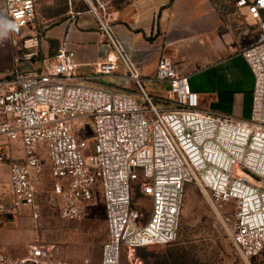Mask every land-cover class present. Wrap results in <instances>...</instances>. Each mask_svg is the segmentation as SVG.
Returning <instances> with one entry per match:
<instances>
[{
  "label": "built area",
  "instance_id": "2783aa9c",
  "mask_svg": "<svg viewBox=\"0 0 264 264\" xmlns=\"http://www.w3.org/2000/svg\"><path fill=\"white\" fill-rule=\"evenodd\" d=\"M226 1L257 26L256 41L241 52L254 81L246 121L201 111L188 76L167 57L158 59L154 80L168 86V96L148 95L94 7L112 53L90 75H77L74 52L61 48L43 57L35 33L19 34L13 66L0 80V138L18 142L23 158L8 164L11 197L0 201V225L28 208L38 228V181L47 168L63 220H80L99 191L107 233L99 264H142L137 250L172 244L190 185L206 194L243 261L263 254L264 0ZM1 2L11 30L33 28L39 1ZM120 69L141 97L90 84ZM85 126L89 135L81 134ZM6 160L0 148V165ZM135 191L149 200L147 212L133 207ZM55 251V244L38 241L24 258L0 253V264H46Z\"/></svg>",
  "mask_w": 264,
  "mask_h": 264
},
{
  "label": "crops",
  "instance_id": "0c3cea01",
  "mask_svg": "<svg viewBox=\"0 0 264 264\" xmlns=\"http://www.w3.org/2000/svg\"><path fill=\"white\" fill-rule=\"evenodd\" d=\"M103 4L104 19L111 24V31L124 54L133 59L139 77L152 86L157 85L161 95L154 97L166 98L168 86L154 80L156 65L151 57H142L141 51L149 50L155 56L174 62L178 73L188 76L190 88L198 94L201 111L241 121L249 119L254 81L241 52L256 41L258 32L255 21L245 9H236L226 0H103ZM9 28L7 22L0 21V80L13 66L12 41L19 37ZM133 30L138 32L134 35ZM140 34L153 41L139 40ZM39 39L43 57L53 56L61 48L74 52L79 76L92 74L95 63L112 53L89 10L75 16L69 14L48 26ZM122 72L120 69L117 74L100 76L90 84L128 90L131 84L129 78L121 76ZM27 215V211L21 210L11 220L18 228L14 229V240L9 241L5 249L14 258L26 257L28 247L36 243L34 234L19 235L29 231L22 227ZM76 225H71L72 244L63 255L66 261L57 246L46 264H81L77 247L84 228L79 229L78 225L74 233L72 228ZM37 237L41 243L45 242L44 229Z\"/></svg>",
  "mask_w": 264,
  "mask_h": 264
},
{
  "label": "rangeland",
  "instance_id": "374dc122",
  "mask_svg": "<svg viewBox=\"0 0 264 264\" xmlns=\"http://www.w3.org/2000/svg\"><path fill=\"white\" fill-rule=\"evenodd\" d=\"M91 7L97 10L100 17H104L103 0H39L36 6L33 30H13V32L18 34L35 33L40 38L48 26L64 19L69 14L75 16L76 13L85 12L86 10L90 11ZM2 20L7 22L3 15L2 2L0 0V21ZM109 25L111 24L109 23ZM137 32L138 30L131 31L134 35ZM139 36V40L144 42L153 41L151 37H145L141 34ZM139 54L145 58L151 57L155 65L161 57L155 56L149 50L141 51ZM126 57L133 64V59L129 55ZM38 63L33 66H38ZM146 72L151 78V73L147 70ZM128 81L131 84V88L126 91L141 97V93L135 84L130 79ZM140 83L148 95L152 97L161 95L156 88V84L152 86L143 77L140 78ZM166 93L168 96V92ZM140 105L144 107L145 103L141 102ZM80 131L83 135L90 134L88 126H85ZM0 148L7 158L6 162L0 165V201H2L9 200L11 197L8 185V164L20 161L23 158V152L18 142L8 141L4 138H0ZM51 185L52 180L46 168L38 181V228H34V221L30 217L31 211L28 208H24L22 211H27L28 215L25 217L22 227L29 231L22 232L19 235L31 236L34 234L33 241L41 242L37 234L44 229V239H46L44 241L57 243L56 246H59L60 250L59 254L63 256L64 251L72 244L69 236L73 235L70 232L71 225L77 224L75 228H72L74 233L78 231L76 230L78 225L79 229L81 226L84 228L82 237L78 239L77 250L79 253L77 257L80 256L81 264H99L101 246L107 239L104 211L99 191L94 194L92 201L85 207L80 220H63L59 217V199L51 194ZM133 207H137L142 212H147L149 200L141 198L139 191H135ZM12 221L0 225V253L9 254V250L5 249V247L10 245L9 241L14 240V229L18 228L14 222L11 223ZM69 255L72 257L71 252ZM135 255L142 264H176L180 260L185 264H264V253L249 262H245L240 258L231 243L227 226L221 222L206 194L195 185H190L186 188L176 240L166 246L139 249ZM64 256V261H66L67 258Z\"/></svg>",
  "mask_w": 264,
  "mask_h": 264
},
{
  "label": "trees",
  "instance_id": "16d2710c",
  "mask_svg": "<svg viewBox=\"0 0 264 264\" xmlns=\"http://www.w3.org/2000/svg\"><path fill=\"white\" fill-rule=\"evenodd\" d=\"M176 264H185L182 260H180L179 262H177Z\"/></svg>",
  "mask_w": 264,
  "mask_h": 264
}]
</instances>
